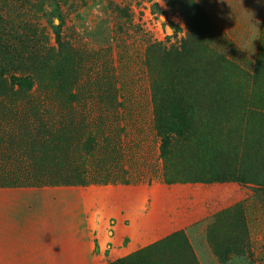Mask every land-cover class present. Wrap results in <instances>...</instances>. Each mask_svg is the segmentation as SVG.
Segmentation results:
<instances>
[{"label": "rangeland", "instance_id": "rangeland-1", "mask_svg": "<svg viewBox=\"0 0 264 264\" xmlns=\"http://www.w3.org/2000/svg\"><path fill=\"white\" fill-rule=\"evenodd\" d=\"M215 9L198 0H0V188L110 191L118 205L122 183L158 186L134 230L144 242L105 264H264V12L253 28L224 29ZM70 89L78 101L59 93ZM156 120L169 136L165 160ZM89 132L90 185L52 184L66 169L52 156L69 147L77 156L71 137ZM166 185L175 197L163 196Z\"/></svg>", "mask_w": 264, "mask_h": 264}, {"label": "crops", "instance_id": "crops-1", "mask_svg": "<svg viewBox=\"0 0 264 264\" xmlns=\"http://www.w3.org/2000/svg\"><path fill=\"white\" fill-rule=\"evenodd\" d=\"M198 2L208 4L211 11L215 6L224 29L253 28L263 19L264 0ZM165 187L169 188L163 191L165 198L176 196L170 185ZM119 188L118 205L111 204L110 191L107 197L91 198L85 189L72 188L67 193L77 196L30 197L12 196L0 188V264H105L113 252L127 257L144 242L142 232L134 231L136 223L139 219L142 228L144 205L148 196L158 200L160 187L122 183ZM41 190L17 188V193ZM111 229L122 232L116 235ZM112 244L119 247L113 250Z\"/></svg>", "mask_w": 264, "mask_h": 264}, {"label": "trees", "instance_id": "trees-1", "mask_svg": "<svg viewBox=\"0 0 264 264\" xmlns=\"http://www.w3.org/2000/svg\"><path fill=\"white\" fill-rule=\"evenodd\" d=\"M28 89L30 90L32 88H28ZM59 93L62 96H65L66 97L65 99L68 100V102L79 100V96L77 95V92H74V91L72 92L71 89L68 92L61 90ZM108 97L111 101L116 100V96L112 94V92H110ZM151 100H153L152 96H151ZM159 111H161L159 107L153 106L154 119H158ZM155 122H156L157 134L161 137L160 157L165 160V147L169 143V136L168 134L162 131L163 128L159 125V123H157V120ZM81 137L85 139L82 141ZM81 137L80 138L71 137L73 146H77V151L79 152L77 156L76 155L71 156L72 150L70 152V147L69 149H67V151H60L62 153L61 156L59 154H56L57 156L55 155L52 156L53 163H56L58 160L59 163L66 165L65 166L66 169L64 170L57 169L55 170L54 173H52V176L55 178V181H52V184H55V185L63 184L66 186H83V187L90 185L92 180H90L91 178L89 177V172H88L85 162L88 159V157L92 155V152L94 151L95 137L91 132H89L87 136L82 134ZM81 142L83 145L81 144ZM55 152H58V151L56 150ZM163 175H164L163 177L165 178L166 183L171 184V180L168 179L166 164L164 167ZM30 187H34L37 189L41 188L40 185L30 186ZM128 258H132V255L129 256ZM119 261L120 259L117 262ZM124 261H127V260L125 258H122V262Z\"/></svg>", "mask_w": 264, "mask_h": 264}, {"label": "clouds", "instance_id": "clouds-1", "mask_svg": "<svg viewBox=\"0 0 264 264\" xmlns=\"http://www.w3.org/2000/svg\"><path fill=\"white\" fill-rule=\"evenodd\" d=\"M256 38H259V37H258V36H257V37H253L252 41H253L254 39H256Z\"/></svg>", "mask_w": 264, "mask_h": 264}]
</instances>
